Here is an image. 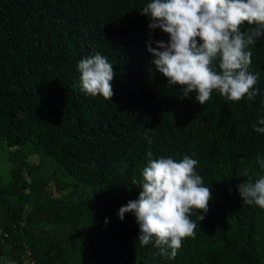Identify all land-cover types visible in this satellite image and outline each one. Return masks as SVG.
I'll list each match as a JSON object with an SVG mask.
<instances>
[{"label":"trees","instance_id":"1","mask_svg":"<svg viewBox=\"0 0 264 264\" xmlns=\"http://www.w3.org/2000/svg\"><path fill=\"white\" fill-rule=\"evenodd\" d=\"M148 2L0 0V264H264V209L237 191L264 175V36L247 49L261 94L214 90L200 105L152 63L146 42L169 35L148 28ZM97 53L113 65L111 100L81 90L78 62ZM149 151L196 159L211 188L174 259L117 215L138 198Z\"/></svg>","mask_w":264,"mask_h":264},{"label":"clouds","instance_id":"2","mask_svg":"<svg viewBox=\"0 0 264 264\" xmlns=\"http://www.w3.org/2000/svg\"><path fill=\"white\" fill-rule=\"evenodd\" d=\"M140 14L150 16V30L159 28L169 35L167 42L149 39L146 48L168 85L179 86L180 98L195 94L204 105L214 90L234 102L261 94L255 87L259 73L250 71L252 52L247 49L264 36V0H150ZM245 22L250 27L242 30ZM77 68L86 95L111 100L114 69L106 56L83 58ZM258 124L264 125V118ZM254 130L264 134V127ZM144 136L151 144L147 131ZM152 156L149 151L142 180L133 181L140 189L138 198L121 206L117 215L123 220L131 212L139 225L141 247L151 243L157 255L174 259L182 240L195 236L193 211L199 222L205 218L211 188L195 171L196 159ZM257 162L264 167V158L257 157ZM237 191L244 204L264 209V175L255 182H240Z\"/></svg>","mask_w":264,"mask_h":264},{"label":"rangeland","instance_id":"3","mask_svg":"<svg viewBox=\"0 0 264 264\" xmlns=\"http://www.w3.org/2000/svg\"><path fill=\"white\" fill-rule=\"evenodd\" d=\"M5 169V164L3 165V163L0 161V174H2L4 172ZM3 262L7 263V259H2Z\"/></svg>","mask_w":264,"mask_h":264},{"label":"built area","instance_id":"4","mask_svg":"<svg viewBox=\"0 0 264 264\" xmlns=\"http://www.w3.org/2000/svg\"><path fill=\"white\" fill-rule=\"evenodd\" d=\"M29 256H30V254L28 253V255H27V257H28L27 259H28V260H29Z\"/></svg>","mask_w":264,"mask_h":264}]
</instances>
